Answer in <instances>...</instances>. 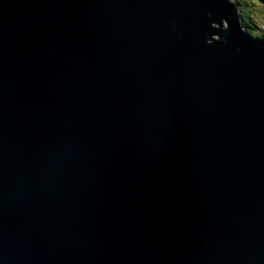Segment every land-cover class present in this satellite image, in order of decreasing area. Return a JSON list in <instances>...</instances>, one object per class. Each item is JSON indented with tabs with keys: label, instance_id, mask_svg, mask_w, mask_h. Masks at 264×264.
Listing matches in <instances>:
<instances>
[{
	"label": "water",
	"instance_id": "1",
	"mask_svg": "<svg viewBox=\"0 0 264 264\" xmlns=\"http://www.w3.org/2000/svg\"><path fill=\"white\" fill-rule=\"evenodd\" d=\"M0 264H264L233 0H0Z\"/></svg>",
	"mask_w": 264,
	"mask_h": 264
},
{
	"label": "rangeland",
	"instance_id": "2",
	"mask_svg": "<svg viewBox=\"0 0 264 264\" xmlns=\"http://www.w3.org/2000/svg\"><path fill=\"white\" fill-rule=\"evenodd\" d=\"M244 2L239 5L240 13L244 15L243 18L247 23L251 22V26L255 25L254 33L264 35V5L262 0H243ZM237 5V4H236ZM262 5V6H259ZM251 15V18L249 16ZM261 27V28H260ZM252 36V35H251ZM264 41V39H262Z\"/></svg>",
	"mask_w": 264,
	"mask_h": 264
},
{
	"label": "trees",
	"instance_id": "3",
	"mask_svg": "<svg viewBox=\"0 0 264 264\" xmlns=\"http://www.w3.org/2000/svg\"><path fill=\"white\" fill-rule=\"evenodd\" d=\"M233 2L235 3V4H237V6H239V5H241L244 1L243 0H233ZM262 5H264V0H262ZM262 5H259V6H262ZM263 7V6H262ZM243 10V9H242ZM241 10V8H240V11H242ZM240 15H241V17H242V24H243V26H244V28H245V30L250 34V35H252V37H254V38H256V39H264V35H262V34H256V33H254V29H255V25H253V26H251L250 24H251V22H249V23H247V21H245L243 18H245L244 17V15H243V13L241 14L240 13ZM249 16H250V18H251V15L249 14ZM261 28V27H260Z\"/></svg>",
	"mask_w": 264,
	"mask_h": 264
}]
</instances>
